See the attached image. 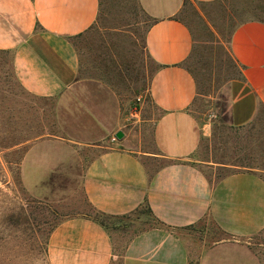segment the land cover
<instances>
[{
    "label": "crops",
    "instance_id": "1",
    "mask_svg": "<svg viewBox=\"0 0 264 264\" xmlns=\"http://www.w3.org/2000/svg\"><path fill=\"white\" fill-rule=\"evenodd\" d=\"M99 1L0 0V58L9 56L17 84L52 107L18 163L20 184L51 196L64 176L68 187L79 183L88 210L50 230L49 263L264 264V243L254 242L264 234V175L233 163L218 176L226 164L200 155L220 126L241 130L264 112V22L232 30L228 50L240 77L230 82L223 112L205 113L194 107L197 84L184 65L194 40L179 13L186 2L218 0H138L150 20L146 149L126 128L118 95L82 74L75 41L96 21ZM142 207L152 222L135 217Z\"/></svg>",
    "mask_w": 264,
    "mask_h": 264
},
{
    "label": "rangeland",
    "instance_id": "2",
    "mask_svg": "<svg viewBox=\"0 0 264 264\" xmlns=\"http://www.w3.org/2000/svg\"><path fill=\"white\" fill-rule=\"evenodd\" d=\"M179 17L190 28L194 40L184 62L197 84L194 104L198 107H194L205 113H222L230 82L240 77L228 50L230 34L240 22L264 21V0L187 2ZM149 22L138 0H100L96 21L75 41L82 74L100 78L118 95L129 117L126 128L139 134L142 148L146 149H150L151 126L143 124L142 119L149 113V105L142 102L137 115H131V111L135 98L145 95L151 70L143 47ZM8 64L9 56L0 58V264H50V230L64 216L88 210L79 183L68 187L64 176L51 196L32 195L20 184L18 163L33 137L47 128L52 107L24 91L10 74ZM201 150V157L226 164L219 168L218 176L232 170L233 163L259 168L264 175V112L241 130L220 126ZM135 217L144 223L153 220L145 207L137 210ZM204 228L200 225L196 229ZM254 242L264 243V234Z\"/></svg>",
    "mask_w": 264,
    "mask_h": 264
},
{
    "label": "built area",
    "instance_id": "3",
    "mask_svg": "<svg viewBox=\"0 0 264 264\" xmlns=\"http://www.w3.org/2000/svg\"><path fill=\"white\" fill-rule=\"evenodd\" d=\"M142 95H138L136 98H135V105L133 107V110L131 111V115H137V107L140 106V104L142 103ZM214 113H211L210 114V117H214ZM112 140H115V138H112Z\"/></svg>",
    "mask_w": 264,
    "mask_h": 264
},
{
    "label": "water",
    "instance_id": "4",
    "mask_svg": "<svg viewBox=\"0 0 264 264\" xmlns=\"http://www.w3.org/2000/svg\"><path fill=\"white\" fill-rule=\"evenodd\" d=\"M122 135H123V133H122L121 131H118V132L116 133V136H117L118 138H121Z\"/></svg>",
    "mask_w": 264,
    "mask_h": 264
},
{
    "label": "trees",
    "instance_id": "5",
    "mask_svg": "<svg viewBox=\"0 0 264 264\" xmlns=\"http://www.w3.org/2000/svg\"><path fill=\"white\" fill-rule=\"evenodd\" d=\"M187 3V2H186ZM185 3V4H186ZM99 8H100V1H99ZM259 20V19H258ZM260 21H263V20H260ZM264 22V21H263ZM146 208V207H145ZM148 211H149V213H150V210L148 209V208H146Z\"/></svg>",
    "mask_w": 264,
    "mask_h": 264
}]
</instances>
